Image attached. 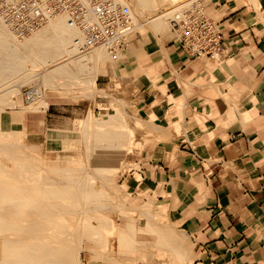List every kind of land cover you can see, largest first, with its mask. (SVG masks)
I'll use <instances>...</instances> for the list:
<instances>
[{
	"label": "crops",
	"instance_id": "1",
	"mask_svg": "<svg viewBox=\"0 0 264 264\" xmlns=\"http://www.w3.org/2000/svg\"><path fill=\"white\" fill-rule=\"evenodd\" d=\"M207 9L223 29L220 60L193 58L149 25L117 56L95 60V49L49 62L37 75L49 80L46 106L24 103L33 84L0 46V136L61 158L84 148L76 125L91 112L122 113L123 124L137 115L150 128L119 185L142 217V240L177 264H264V0Z\"/></svg>",
	"mask_w": 264,
	"mask_h": 264
},
{
	"label": "bare ground",
	"instance_id": "2",
	"mask_svg": "<svg viewBox=\"0 0 264 264\" xmlns=\"http://www.w3.org/2000/svg\"><path fill=\"white\" fill-rule=\"evenodd\" d=\"M117 1L131 8L133 22L138 28L143 26L140 18L146 16V11L154 12L160 6L175 3L149 20L157 32L168 30L169 17L178 2ZM81 39L79 30L69 27L64 17L52 20L21 40L11 35L0 21L3 61L12 64L18 76L24 74L28 81L37 79L49 62L52 66L58 65L62 59H70L78 53ZM96 50L93 53L95 60L108 54L103 48ZM82 60L69 62L74 64ZM59 68L64 67H57L52 74L58 75ZM43 89L44 96L30 106L47 105V91ZM78 126L84 133L86 158L81 170L50 169L37 164L38 147L31 148L36 155L33 157L35 164H32V153L15 154L7 145L10 136H0V264H84L82 253L85 248L106 247L108 235L116 230L122 249L129 250L135 244L136 216L127 226L119 227L113 216L116 205L111 211L112 195L121 192L119 181L126 153L132 150L135 131L126 129L128 124H123L122 113L105 119L91 112ZM123 211L126 210L123 208ZM170 236L169 232L162 236L168 249ZM110 259L121 262V257ZM175 259V256L171 257L170 264H177Z\"/></svg>",
	"mask_w": 264,
	"mask_h": 264
},
{
	"label": "built area",
	"instance_id": "3",
	"mask_svg": "<svg viewBox=\"0 0 264 264\" xmlns=\"http://www.w3.org/2000/svg\"><path fill=\"white\" fill-rule=\"evenodd\" d=\"M64 17L69 27L79 30L80 53L103 48L117 56L138 26L128 5L117 0H0V21L21 40ZM169 27L179 48L193 58L220 60L224 54L221 24L212 19L202 0L179 2L169 17ZM41 84L23 92L26 105L44 96Z\"/></svg>",
	"mask_w": 264,
	"mask_h": 264
},
{
	"label": "rangeland",
	"instance_id": "4",
	"mask_svg": "<svg viewBox=\"0 0 264 264\" xmlns=\"http://www.w3.org/2000/svg\"><path fill=\"white\" fill-rule=\"evenodd\" d=\"M181 1H183V0H178L176 5ZM210 1H212V0H202V2L204 4H206V6H208ZM173 4H175V3L170 4L168 7H163V6L161 7L160 6L157 9L158 11L157 10L154 12L146 11V16L144 18H140L141 22L143 23V26L141 28H137V30L141 31V30L146 29V27H149V25H150L149 20L150 19H152L156 14H159L161 11H165L170 6H173ZM167 32H168V34L170 33L169 23H168ZM36 83L43 85V87L45 89H47L46 90L47 93L50 90L49 89L50 86L48 84H46L45 81L42 82V80H40L38 78L33 79L31 81H28V84H36ZM61 83H62V81L58 80L54 86H60ZM51 90H58V88H53ZM100 93L105 94V95L107 94L105 91H101ZM35 105H37V104H34L33 106H35ZM110 114H112V113H109L106 116H103V115H97V116L107 119L110 116ZM137 120H138L137 115L136 116L132 115V117L130 119L131 123L128 124V126H126V129H129V130L132 129L133 131H135L133 134L135 136V138L133 136V139H132V149L146 139L147 135H144V132H148V130L150 128L149 125H146L142 121L135 123V122H137ZM78 122L76 125V129L80 131L81 129L78 126ZM130 126L134 127V128H131ZM25 144H27L26 139H25ZM7 145L11 148V150L13 152H15V154H17V153L18 154L19 153L20 154H25V153L31 154L32 153L31 152L32 149L30 147L27 148V146L22 144V143H17V142L12 141L11 143L7 142ZM38 149L39 148H37V150ZM131 151H133V150H131ZM131 151H129V152H131ZM129 152H127L126 155H128ZM38 153L40 155H39V158L37 157V159H36L37 161L34 160L36 155H34L33 153L31 154V156L34 155L31 157V158L34 157L33 160L31 161L32 164H35V161H36L37 164H39V165L41 164V165L45 166V168L47 167L50 169L51 168L53 169L56 167H62V168L65 167L68 169H80L81 170L83 166L85 167L86 158L84 156L85 154H84L83 148L76 149L73 147V151H68V153L66 155H63L61 158H58L57 156L52 155V154H51V156H48L44 152H42L41 150H38ZM116 193H114L112 195V199H111V202H112L111 211H113L114 205H116L115 210L117 209V211H115V210H114L115 212L113 211V214L115 213L113 215L114 219L117 218L114 221H115V223L117 222L116 223L117 226L119 225V227H125L131 221V218L133 216L137 217L136 221H135V226H136L135 241H134L135 244L129 250L125 251V249H122L120 246V239H118L119 238L118 232L116 230L114 233H112V234L110 233L108 235V237H107L108 239L106 241L107 242L106 247L103 248L101 246V248H100V246H97L98 248L95 247L94 250L89 249V248H85V250L82 253L83 263L84 264H170V253L168 252L169 255L161 254L162 248H161V245L159 243H157L158 241L154 242V239H153V241L151 243H148V242L146 243V242H144V240H142V236L140 235V233H142V232H144V230H146V229H143L140 227V219L142 217L137 213V210H134V207H132L129 204V199L124 197V194H122V192H120V193L116 192ZM123 208L126 211H123ZM119 213H121V214H119ZM152 233H155V232H152ZM158 245H160V246H158ZM96 249H98V250H96ZM119 257H121V259H119ZM110 258H113V259L115 258L116 260L119 259V261L121 260V262L118 263V261L117 262L112 261Z\"/></svg>",
	"mask_w": 264,
	"mask_h": 264
}]
</instances>
